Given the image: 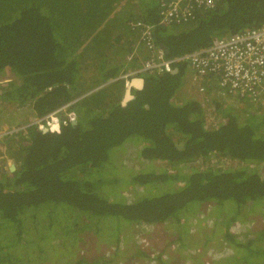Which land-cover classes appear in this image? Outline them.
<instances>
[{
  "label": "trees",
  "instance_id": "obj_1",
  "mask_svg": "<svg viewBox=\"0 0 264 264\" xmlns=\"http://www.w3.org/2000/svg\"><path fill=\"white\" fill-rule=\"evenodd\" d=\"M121 1L0 0V77H12L0 84V133L24 126L0 137V162L16 167L0 170V264H185L184 241L210 232L223 244L217 264H264V98L231 101L207 78L202 100L180 63L144 73L126 103L122 79L89 93L149 58L130 23L151 26L156 45L179 57L264 27V0H220L171 25L160 0H141L125 40L107 26ZM73 101L75 125L29 124ZM211 103L215 127L206 125ZM126 153L140 169L120 163ZM161 226L174 254L142 252L140 230ZM198 252L187 249V264H215Z\"/></svg>",
  "mask_w": 264,
  "mask_h": 264
},
{
  "label": "built area",
  "instance_id": "obj_2",
  "mask_svg": "<svg viewBox=\"0 0 264 264\" xmlns=\"http://www.w3.org/2000/svg\"><path fill=\"white\" fill-rule=\"evenodd\" d=\"M219 1L160 0L159 17L165 25L189 22L198 12L213 8ZM129 26L139 35L140 42L150 56L139 69L128 71L117 78L123 79L126 84L138 74H163L171 72L175 63L187 62L194 81L214 79L212 82L231 101L248 99L257 103L264 98V27L247 28L226 38L213 39L210 46L205 49L179 57H167L156 44H153L151 26H146L141 21L132 22ZM199 92H203L201 84ZM74 102L59 108L48 120H35L29 124L38 126L45 124L48 128L71 124L75 121V114L69 107ZM58 115H61L59 121L56 120ZM42 120L45 122L42 123Z\"/></svg>",
  "mask_w": 264,
  "mask_h": 264
},
{
  "label": "rangeland",
  "instance_id": "obj_3",
  "mask_svg": "<svg viewBox=\"0 0 264 264\" xmlns=\"http://www.w3.org/2000/svg\"><path fill=\"white\" fill-rule=\"evenodd\" d=\"M141 0H122L121 1V5L119 6V8H117L116 10V14L115 16L108 21L107 26L110 30V33L112 34H118L122 40H125V38H130L132 37V35L128 34L129 28H127L126 26V22L127 20H129V18H133L134 16L138 15L139 13H141L143 11L142 9V1ZM149 0H145L146 4L148 3ZM153 5H157L159 0H151ZM184 28V26L182 27ZM187 70H191L190 66L187 65ZM93 71V68L91 67L90 69V73ZM12 77H10L9 75L4 76V77H0V84L5 83L7 81H9ZM192 90L195 91V88H193ZM218 96H221L220 94H214L212 96L213 99L217 98ZM201 97V96H199ZM202 98V97H201ZM200 98V99H201ZM203 100V98H202ZM210 106V107H209ZM207 108V109H206ZM206 112H207V121H206V125L210 126V127H215V125H217V123H219V119H217L218 114L213 111L214 109V105L213 103H211L210 105H208V107H206ZM213 114V115H212ZM60 116L58 115V118ZM32 117L27 116L26 117V122H30V119ZM55 120V119H53ZM32 121V120H31ZM24 126L19 127H15L9 130H6L2 133H0V137H2L4 134L9 133L10 131H16V130H20L22 129ZM135 149L129 150V151H134ZM127 151V152H129ZM134 153V152H132ZM132 153H126L124 155H122V158L120 159V163L123 164L125 167H131L135 170H138L141 168V163L138 162L137 160H135V155ZM220 159H217L215 157H210L206 162L207 163H217ZM225 164H229L228 162H224ZM264 166H260L258 165L256 168L260 169V172L264 173ZM262 215V218L264 216V210H262L261 212H259ZM254 221L255 224H260V222L262 221V218L258 215L256 217H251ZM253 226V225H252ZM246 224H243L242 222H238L234 228V231L237 235L242 236L241 234H243V236H245V234H247V229H245ZM158 229H151V228H145L143 227L142 230H140V232L142 233L141 236V251L142 252H149L150 249H156V250H164L165 252H167L166 255H173L174 252L172 250L171 247H166V244L168 242V237L166 236V232H164L163 230L166 229L164 227H157ZM208 230V229H207ZM134 231V230H133ZM131 233L127 232L125 234L126 239L128 237H130ZM209 235H211L212 238H210V240H205L200 239L197 240V237L193 238L192 241L187 240L186 242L184 241V246L182 248H180L177 251V255H180V253L182 254L183 257H185V264L188 263V255H187V249L188 248H192V247H196L199 252H198V261H202L205 262L206 258L204 256V253H206V257L208 258V260L213 261L215 264H217V261L221 259L220 253L218 250H221V247H223V244L221 243H217L216 244V238L220 237L219 234H215L214 236L211 234V232L209 233ZM165 237V238H163ZM138 242H140V238L139 236L137 237ZM220 242V241H218ZM192 245V246H191ZM127 246H129L127 244ZM153 250V251H156ZM190 253V252H189ZM61 254V253H58ZM209 255V256H208ZM123 258V257H122ZM120 260V259H118ZM125 263L128 264H140L141 261H131V260H125ZM120 264H122V261L119 262Z\"/></svg>",
  "mask_w": 264,
  "mask_h": 264
},
{
  "label": "clouds",
  "instance_id": "obj_4",
  "mask_svg": "<svg viewBox=\"0 0 264 264\" xmlns=\"http://www.w3.org/2000/svg\"><path fill=\"white\" fill-rule=\"evenodd\" d=\"M159 48H160V46H158ZM163 52V51H162ZM166 55V54H165ZM143 62H144V60L142 61V64H143ZM178 64V63H177ZM180 64H182L186 69H187V65H188V63L187 62H180ZM176 65V64H175ZM174 65V67H173V70L171 71V72H168V73H174V71H176V66ZM140 66H142V65H140ZM189 66V65H188ZM187 72H189L188 73V78H187V84H190V86L189 87H191V89H193V88H196V95L197 96H202L203 95V92L201 93V92H199V87H200V84H201V81H197V80H193V73H192V71L190 70H187ZM126 73V72H125ZM167 73V72H166ZM124 74V73H123ZM163 74H165V73H163ZM143 75H145L144 73L142 74H138V76H136V77H133V78H137V77H143ZM121 76V75H120ZM119 77V76H118ZM118 77H115V78H113V79H111V80H109V81H107V82H105V83H103V84H101V85H99L98 87H96L95 89H93V90H91V91H89V93H91V92H94V91H96V90H98L99 88H101V87H104V86H106L107 84H109V83H111V82H113V81H116V80H118L117 78ZM133 78H131V79H133ZM130 79V80H131ZM123 80V79H122ZM129 80V81H130ZM129 83V82H128ZM124 86H125V88L127 87V84L124 82ZM200 98V97H199ZM258 104H261V102H258ZM74 113V112H73ZM75 121H76V116H75ZM61 125V124H60ZM58 126V125H57ZM57 126H55V127H57ZM50 129H53V128H50ZM10 164H12V163H10V162H8L6 165H4V164H2L1 162H0V170L2 171V167H4L6 170H5V172L6 171H8L7 169H8V167H9V165ZM9 172V171H8Z\"/></svg>",
  "mask_w": 264,
  "mask_h": 264
},
{
  "label": "water",
  "instance_id": "obj_5",
  "mask_svg": "<svg viewBox=\"0 0 264 264\" xmlns=\"http://www.w3.org/2000/svg\"><path fill=\"white\" fill-rule=\"evenodd\" d=\"M160 49L163 51L164 54H167V51H166V48L165 47H162L160 46ZM175 72V71H174ZM144 86V79L141 78V77H137V78H133L129 81V83L127 84V87L125 88L124 90V94H123V103H126L130 97H131V90L132 89H135V90H141ZM72 125H75L76 124V121L72 122L71 123ZM53 129H55L56 127H52ZM2 171L5 172V168L2 167ZM15 164L12 163L9 165L8 167V171L11 172L15 169Z\"/></svg>",
  "mask_w": 264,
  "mask_h": 264
},
{
  "label": "flooded vegetation",
  "instance_id": "obj_6",
  "mask_svg": "<svg viewBox=\"0 0 264 264\" xmlns=\"http://www.w3.org/2000/svg\"><path fill=\"white\" fill-rule=\"evenodd\" d=\"M138 40V39H137ZM152 42H153V44H156L155 43V40H154V35H153V33H152ZM194 52V51H193ZM132 60H134V59H129L128 58V61H132ZM139 64H141V63H139ZM190 92H192V91H190Z\"/></svg>",
  "mask_w": 264,
  "mask_h": 264
},
{
  "label": "bare ground",
  "instance_id": "obj_7",
  "mask_svg": "<svg viewBox=\"0 0 264 264\" xmlns=\"http://www.w3.org/2000/svg\"><path fill=\"white\" fill-rule=\"evenodd\" d=\"M207 100V99H206ZM210 107V106H209ZM207 109V108H206ZM213 115V114H212Z\"/></svg>",
  "mask_w": 264,
  "mask_h": 264
},
{
  "label": "crops",
  "instance_id": "obj_8",
  "mask_svg": "<svg viewBox=\"0 0 264 264\" xmlns=\"http://www.w3.org/2000/svg\"><path fill=\"white\" fill-rule=\"evenodd\" d=\"M144 60V59H143Z\"/></svg>",
  "mask_w": 264,
  "mask_h": 264
}]
</instances>
